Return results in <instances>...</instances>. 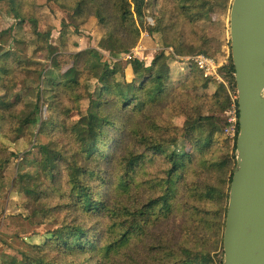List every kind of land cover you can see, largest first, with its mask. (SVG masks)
Segmentation results:
<instances>
[{
  "label": "rangeland",
  "instance_id": "1",
  "mask_svg": "<svg viewBox=\"0 0 264 264\" xmlns=\"http://www.w3.org/2000/svg\"><path fill=\"white\" fill-rule=\"evenodd\" d=\"M78 1L18 0L24 17L20 20L10 0H0V34L4 35V52L9 54L8 58L0 59V70L8 67L12 72L8 77L0 72L5 81V90L0 89V96L18 103L13 111L20 116L30 113L39 100L41 122L51 120L55 124L44 129H41V124L31 127L21 138L13 133L17 125L12 129V124H0V264H12L16 252L36 257L40 255L36 250L38 246L43 247L41 256L45 259L87 264L84 256H71L51 248V234L64 224H83L90 229L104 221L98 216L82 214L74 204L67 162L58 163L54 177H46L41 168L25 155L34 146L51 145L65 159L70 162L79 160L81 166L103 172L105 178L108 173L124 174V168H118V163L129 153L145 154L146 162L139 168L131 185L118 196H113L108 184L92 182L97 188L101 185L105 187L107 199L116 206V211L120 209L123 212L125 208L132 214L159 195V182L167 176L170 168L163 157L148 154V147L140 142L139 136L160 139L167 135V126L179 129L191 127L192 120L200 114L214 115L218 128L217 144L207 156V161L198 155L190 140L179 137L178 143L170 148L180 156L194 152L193 161L186 168L188 190L186 187L183 190L187 195L185 204L182 203L186 212L180 213L175 209L167 217L162 216V220L149 226L145 234L132 238L120 248L109 264H160L162 245L175 248L180 245L192 251L206 249L218 261L222 255V244L217 224L220 218L224 219V213L220 217L223 201L216 197L199 204L198 199L190 194L188 197V193L195 188H214L219 195L221 190L226 189L229 179V173L220 164L227 153L226 140L232 154L238 134L236 125L230 123L229 114L237 98V88L231 87L222 72L230 64V12L223 8V0H203L211 2L206 10L212 7V11L206 19L192 22L176 0H146L145 17L142 20L136 18L137 30H127L117 26L113 0H98L87 5L80 16L75 8ZM97 3L101 4L103 16L108 17L106 23L97 17ZM110 30L121 39L112 52L101 47ZM52 50L61 56L59 63L63 64L64 74H69L75 65L71 54L84 52L77 60L83 79V87L78 91L84 97L79 103L80 110H73L76 104L72 92L58 94L54 100L47 99L50 96L44 90H47V72L53 70L52 58L55 55H52ZM89 50L110 69L118 71L116 78L120 82L135 80L131 63L136 58L150 66L164 54L172 79L163 99L143 112L132 109L122 112L103 104V113L112 114L116 126H107L104 130L109 142V146H102L104 152L87 160L80 155L82 145L76 133L83 132L94 141L104 124L93 117H90L88 125L81 121L94 107L89 95L95 98L100 92L99 83L93 79L94 69L87 65L91 58L85 52ZM202 51H207L208 58L215 61L210 70L189 62L194 57L205 56ZM40 65L45 73L39 88ZM206 81L208 86L203 88ZM219 84L225 86L231 99V104L224 109L212 99ZM122 125L123 134L120 132ZM98 142L101 144L103 141ZM4 161L7 163L2 166ZM203 161L204 167L201 165ZM23 176L27 178L22 180ZM27 188L35 191L28 192ZM195 206L203 209L202 227L196 223L201 219L196 221L195 212L191 211ZM16 216L23 219L10 220ZM20 223L24 224V233L18 234L16 230L20 228Z\"/></svg>",
  "mask_w": 264,
  "mask_h": 264
},
{
  "label": "trees",
  "instance_id": "2",
  "mask_svg": "<svg viewBox=\"0 0 264 264\" xmlns=\"http://www.w3.org/2000/svg\"><path fill=\"white\" fill-rule=\"evenodd\" d=\"M64 1V0H63ZM98 0H80L76 2V13L82 15L85 12L87 5L93 4ZM180 4L181 10H183L185 16L192 21L204 20L208 17L212 11L209 1L203 0H176ZM223 8L231 11L232 0H223ZM13 5V11L20 20H24L21 14V3L18 0H10ZM115 2V18L118 27H123L129 30L130 28L136 29V18L142 20L145 17V5L146 0H113ZM98 4V3H97ZM97 17L102 23H106L108 17H104L102 14L101 4H98ZM22 8V7H21ZM137 30V29H136ZM4 35L0 34V59L8 58L9 54L5 53L2 45ZM121 39L116 35L113 30H110L107 36L102 41V48L107 51H113L117 48L116 43ZM91 58L87 65L94 69L93 79H96L100 85V92L98 96L89 95L91 104L94 107L90 111V114L84 116L81 121L85 124H89L90 117L102 121L103 130L98 135V138L94 141L90 136L80 132L76 133L81 142L80 155L90 159L97 153H103L102 146H109L106 138L108 134H105L104 130L107 126L115 127L116 123L112 120V114L103 113L102 106L110 105L116 107L122 112H128L130 109L135 112H143V110L150 108L154 104L160 102L163 99L166 89L171 82V74L168 65L166 64V56L164 54L157 57L150 66L136 58L131 63V70L136 76L132 82H120L116 76L118 71L110 69L107 63H103L101 58H97L93 55L92 51L85 52ZM84 52L77 54H71L75 62L74 67L69 74L63 73V64L59 63L60 55L57 56L55 50H52V69L47 72V90L46 91L52 100L59 94H65L72 92V98L76 104L73 110H80V104L84 97L78 94L81 87H83L82 73L78 64V59L82 57ZM202 54L208 57L207 51H202ZM94 60V61H92ZM229 63L222 69L225 73V77L229 79L231 87L236 88L235 81V67L233 64L232 52H231V39H230V57ZM37 65L36 63H31ZM39 65V64H38ZM41 66L39 71V88L41 87L42 79L45 73V69ZM0 72L5 76L12 74L10 68L4 67ZM5 81L0 76V89L4 88ZM208 81H206L203 88H207ZM17 88L16 86H13ZM9 88V87H8ZM42 92L44 95L45 92ZM47 94V95H48ZM108 98H111L108 99ZM215 100L216 105L221 108H225L226 105L231 104V99L227 95L224 85L219 84L217 90L212 97ZM58 102V101H57ZM57 104V103H56ZM58 105V104H57ZM18 106V103L10 102L8 97L0 96V124L9 125L12 124L16 129L13 133H16L19 138L24 137L26 131L41 124V129L44 127H53L55 124L53 121L41 122L39 100L34 104L33 110L30 113H24L23 115H16L13 111ZM96 108V112L94 111ZM56 111L57 107L55 108ZM72 110H69L71 112ZM56 113V112H54ZM92 115V116H89ZM193 125L185 129H179L176 127H168L166 136H161L160 139L156 136H139L140 142L145 144L148 148L147 152L152 153V157L160 156L168 161L170 168L167 171V176L159 182L161 192L158 196L151 198L148 203L141 209L130 213L129 209H120L116 211V206L112 204V201L107 199V190L103 185L98 188L92 182H102L110 186L113 196H118L125 187H129L133 182L135 175L143 163L146 162L145 154L129 153L125 157L121 158L118 163V168H124V174L118 172V174L108 173L105 178L103 172H96L92 168H86L81 166L79 160L74 159L70 162L65 159L64 155L57 151L51 145L34 146L32 150L25 155L30 158L34 164L38 165L42 173L46 177H54L56 166L62 161L67 162L68 176L70 185L72 188V197L74 204L79 207L82 214L87 216H98L103 218V222L97 224V227H91L90 229L83 226V224H64L54 230L52 240L50 241V247L55 248L58 252L69 253L71 256H84L87 264H109L110 259L114 255L119 253L120 248L124 247L132 238L139 237L146 233L147 228L157 221L160 222L163 216H168L173 210L177 209L178 212H186L183 209L184 201L187 199V195L183 190L187 188V173L186 168L193 161L194 152L185 153L180 156L176 152L171 151V147L178 143V138L181 137L184 140H190L193 148L197 150L198 155L204 157V161H207V156L211 154L214 146L217 144L218 128L216 126V117L214 115L203 116L199 115L192 120ZM129 130V129H128ZM239 134V123L237 125ZM42 131V130H41ZM120 132L124 133V125H122ZM232 149L229 145V141L226 140L225 149L227 151L224 160L220 166L222 169L229 173L228 183L226 189L221 190L219 195L214 188H208L206 190H199L197 188L189 190L188 193L199 204L205 203L207 199H214L219 197L223 201L222 208L220 210V217L224 213V219L219 220L217 224V230L220 234V243L222 248L221 258L216 260L206 249L200 251L193 249L189 250L186 247L180 245L175 248L171 246L162 245L159 252L160 264H223L225 260L223 238L226 227V217L229 207L230 199V187L233 176L237 169V138ZM167 137L168 139H165ZM103 141L101 144L98 142ZM124 142V140H123ZM122 142V143H123ZM122 143L120 148L122 147ZM196 152V151H195ZM204 161L201 164L204 167ZM7 161L1 163L3 166ZM27 176H23L22 180H25ZM96 187V188H95ZM28 192L35 190L26 189ZM185 204V203H184ZM188 211V210H187ZM193 216L201 219L196 222L202 227L204 225L203 209L200 206L192 208ZM190 211V212H191ZM120 212V213H118ZM129 216V217H126ZM21 216L11 217L10 220H21ZM20 228H17L18 234L24 233V224L20 223ZM98 232H100L98 234ZM184 245V244H183ZM180 247V248H179ZM40 255L29 256L23 253H14V260L12 264H73L69 262H61L56 260L45 259L41 256L43 250L42 246L36 248Z\"/></svg>",
  "mask_w": 264,
  "mask_h": 264
},
{
  "label": "water",
  "instance_id": "3",
  "mask_svg": "<svg viewBox=\"0 0 264 264\" xmlns=\"http://www.w3.org/2000/svg\"><path fill=\"white\" fill-rule=\"evenodd\" d=\"M230 36L239 134L223 264H264V0H233Z\"/></svg>",
  "mask_w": 264,
  "mask_h": 264
},
{
  "label": "built area",
  "instance_id": "4",
  "mask_svg": "<svg viewBox=\"0 0 264 264\" xmlns=\"http://www.w3.org/2000/svg\"><path fill=\"white\" fill-rule=\"evenodd\" d=\"M189 62H193L196 65H200L201 69H208L210 70L214 65H215V61H213L212 59L206 57V56H198V57H194L192 60H190ZM207 71V70H206ZM234 105L232 106V109L230 111V123L232 125H238V120H239V115H238V106H237V98L234 101Z\"/></svg>",
  "mask_w": 264,
  "mask_h": 264
}]
</instances>
